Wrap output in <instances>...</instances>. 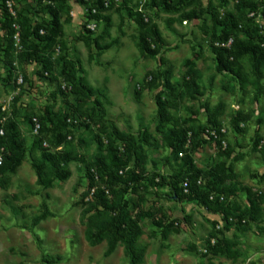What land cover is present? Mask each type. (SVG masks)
I'll return each mask as SVG.
<instances>
[{"label":"rangeland","instance_id":"1","mask_svg":"<svg viewBox=\"0 0 264 264\" xmlns=\"http://www.w3.org/2000/svg\"><path fill=\"white\" fill-rule=\"evenodd\" d=\"M10 1L13 9L27 15L32 23L48 16L41 10L44 4L38 6L36 0ZM236 2L186 0L178 11L168 13L161 7L149 6L148 0H132L145 20L151 17L158 28L159 52L155 56L136 47L141 29L127 14L123 0H110L107 5L104 14L109 15L110 25L105 27L102 22L96 31L101 33L97 45L92 39L88 44L83 39L88 34L83 6L75 10L79 15L75 13L73 19L68 11L63 12L62 36L52 48L51 56L65 53L66 58L79 65L87 82L97 90L95 96L100 105L93 103L95 96L79 102L77 96L70 94L69 87L58 76V67L52 71L55 80L49 79V74L39 76L38 67L20 61L15 54L17 50L12 55L14 69L9 76L0 52V104L6 106L8 114L13 109L18 136L25 149L18 166L0 172V264L128 263L122 244L106 254L104 241L96 243L86 237L82 212L91 196L86 195L85 166L96 151L92 135L98 129L96 121L102 116L109 126L132 134L141 143L145 162L137 171L173 176L180 159H172L157 129L158 93L167 95L169 101L167 108L172 120L166 124L168 127L191 125L198 132L189 156L202 170L215 168L222 179L220 183L232 187L228 203L247 205L248 195L261 197L262 202L254 222L233 219L225 228L222 214L208 211L198 200H175L168 196L167 188L156 190L138 184L126 194L132 214L137 204L146 213L139 223L142 232L136 241L138 264H264V64L252 72L248 61L243 59L239 80L216 70L210 47L209 36L219 29L213 15L232 11ZM249 16L248 26L264 46V16L261 11ZM237 37L244 41L248 35L240 32ZM191 69L199 94L190 93L182 83L183 73ZM151 75L154 79L148 81ZM165 76L172 90L165 88ZM17 77L22 78L21 82H17ZM136 89H140L138 95ZM205 105L216 109L221 125L219 134L213 127L211 135L199 131L209 127ZM46 110L51 111L53 118L67 114L75 121L68 125L66 142L54 150L70 149L83 155L85 162L70 161V173L65 180L49 175L46 180L49 182L40 184L31 165L32 159L40 155L39 137L29 119ZM88 112L93 113V121H88L86 128L79 123ZM236 112L246 117L237 123L238 129L233 123ZM145 133L148 137L143 141ZM55 138V133H45L40 139L41 147L54 146ZM255 139H258L256 147ZM129 166H133V158ZM44 211L47 216L32 225V218ZM158 220L163 225L172 223L165 238L162 227L154 224ZM218 240L226 241L234 255L227 256L224 247L215 254L205 252L207 243Z\"/></svg>","mask_w":264,"mask_h":264},{"label":"trees","instance_id":"2","mask_svg":"<svg viewBox=\"0 0 264 264\" xmlns=\"http://www.w3.org/2000/svg\"><path fill=\"white\" fill-rule=\"evenodd\" d=\"M42 1L36 0L37 4H41ZM66 1L48 0V3L44 4L41 9L47 13L48 18L32 23L27 15L17 12L13 9L14 7H12L13 14L7 4L8 0H0V28L4 31L0 52H2L8 65L7 72L9 76L14 69L12 55L16 50L15 54H17L20 61L35 63L38 67L37 73L39 76L43 77L46 76L45 74H49V79L55 80V77L52 76V71L54 67H58V76L65 82V87H69V93L77 96L80 102L82 98H93L97 90L87 82L82 68L66 58L65 53L55 58L51 56L52 48L62 36L61 18L63 12L65 14L67 11L69 12V6ZM77 1L86 9L84 13L85 23L94 19L96 22L101 20L100 28L102 22H104L105 27L110 25L109 15L104 14L107 10V5H110V0H106L108 2L106 6L103 4L104 0ZM123 2L127 14L136 21L141 29L135 41L136 47L149 56L157 55L159 52V43H157L159 31L157 26L153 23L151 17L148 16L146 17L147 20H145V16L141 11L135 9L132 5V0H123ZM185 4L186 0H148L149 6L161 7L168 13L178 11ZM91 8L96 9V14L91 13ZM258 11H261L264 16V0H237L232 11H224L222 14L213 15L215 25L219 29L218 31H212L209 37L217 71L226 72L242 80L241 61L243 59L248 61L252 72H256L264 64V46L257 40L258 35H256L255 31L248 26V23L251 22L250 13L253 12L254 15ZM149 22L151 23L150 26ZM14 24L18 25L19 28L16 29ZM17 30L20 49H17V46L14 45L13 35ZM40 30H43V33H40ZM87 32L88 34L83 37L85 42L88 44V40L92 39L97 45L101 38V33L88 29ZM240 32L247 33L248 37L246 40L241 41L237 37ZM89 35L95 36L90 38ZM229 39H231V42L226 46L225 44ZM153 79L154 75H151L148 81ZM163 82L166 89H173L167 76L164 77ZM182 83L188 88L190 93H200L198 85L193 78V69L183 73ZM140 89L135 90L137 95ZM61 93L65 97L68 96L62 90ZM155 102L158 118L157 129L160 137L170 149L172 159L176 161L178 158L180 159L177 164L178 169L173 176L168 177L155 171L150 175H146L142 171H137V168L142 167L145 162L141 143L132 134L120 131L112 124L109 126L102 116L96 121L98 129L92 135V140L96 143V151L88 165L85 166L87 179L86 195L90 193L91 196L86 201V207L82 212L86 223V237L96 243L104 241L106 243V254L112 253L118 244H122L128 258L127 264H138L140 259L136 241L142 232L139 223L146 213L137 204L134 205L136 206V211L132 214L129 201L126 198V194L138 184H147L156 190L162 187L167 188L169 191L168 196L175 200L184 198L198 200L208 211L222 214L225 219V228L232 224L233 219H244L245 223L254 222L257 219L262 202L261 197L248 195L247 205L239 206L228 203L227 196L233 193L232 187L220 183L222 179L215 168L202 170L192 162L189 156L191 145L196 141L195 137L198 135L196 129L191 125L178 128L168 127L166 124L172 119L167 108L169 103L167 95L158 93ZM93 103L100 105L97 96L94 97ZM205 109L207 110L209 127L207 125V127L199 129V131L205 130L206 133L210 134L209 132L213 131L212 129L214 128V131L219 134L221 125L216 117V109L208 105H205ZM12 114H8L7 110L1 111L0 104V128L3 129V135H0V147L3 148L2 152H0V172L18 166L25 152ZM3 117L5 119L1 122ZM92 119L93 113L88 112L85 114V120L80 122L79 125L88 128V121H93ZM243 119L245 120L246 117L240 112H236V116L233 119L235 128L238 129L237 123ZM37 120L39 122L37 146L40 147V155L31 161L36 179L40 184L49 180V175L65 180L70 173L68 169L70 161L85 162L83 155L74 153L70 149H62L61 147L59 152L54 150L55 147L60 146L61 142H66L65 136L69 133L68 125L73 124L75 121H71L67 114H63L61 118H53L49 110L44 111L42 115L37 117ZM29 123L31 126L33 125L30 119ZM47 132L55 133L54 146L41 147L40 139ZM147 137L148 135L145 133L141 140L146 141ZM217 141L219 146H221L220 140ZM257 144L258 139H255L254 147ZM179 152L181 153L180 157H178ZM223 152L227 153L225 150ZM132 158L133 166H129ZM198 180H200L199 183ZM46 182L48 183L49 181ZM184 182L186 183L185 186L183 185ZM184 188L187 191H184ZM46 214L47 211H44L34 216L31 220L32 225L37 224L47 216ZM154 224L162 227L161 234L163 238L167 236L169 226H172L171 222L163 225L161 220L154 221ZM227 245L228 243L224 240H218L213 244L207 243L205 252L215 254L224 247L226 255L231 257L234 253L228 250Z\"/></svg>","mask_w":264,"mask_h":264},{"label":"built area","instance_id":"3","mask_svg":"<svg viewBox=\"0 0 264 264\" xmlns=\"http://www.w3.org/2000/svg\"><path fill=\"white\" fill-rule=\"evenodd\" d=\"M7 4H8V6H9V8H10V11L14 14V12H13V10H12V4H11L10 2H8ZM103 4L106 6V5L108 4V2H107L106 0H104ZM83 8H84V7H83ZM84 9H85V8H84ZM84 12H86V9H85ZM91 13H92V14H96V9H95V8H91ZM250 15H253V12L250 13ZM100 21H101V20H99V21L96 22L94 19H91V20H89L88 22L85 23V27H86L88 30H90V31H94V32H96V31L100 28ZM14 27H15L16 29L19 28L18 25H16V24H14ZM39 32H40V33H43V30H40ZM13 38H14V45L17 46V49H20L18 30H17V31L15 32V34L13 35ZM230 42H231V39H229V40L226 42L225 45L228 46V45L230 44ZM31 63L35 64L34 62H31ZM21 80H22L21 77H17V82H21ZM6 110H7L6 106L2 104V105H1V111H6ZM4 119H5V117L1 118V122H2ZM32 123H33V125H32L33 130H34L35 132H37V130L39 129V122H38L37 118L33 117V118H32ZM211 132H213V131H211ZM0 135H3V129H2V128H0ZM222 142H223V144L225 145V142H224V141H222ZM2 150H3V148L0 147V152H2ZM180 154H181V153H180ZM0 163H1V153H0ZM199 182H200V180H198V183H199ZM183 185L185 186L186 183L184 182ZM184 191H187L186 188H184Z\"/></svg>","mask_w":264,"mask_h":264},{"label":"crops","instance_id":"4","mask_svg":"<svg viewBox=\"0 0 264 264\" xmlns=\"http://www.w3.org/2000/svg\"><path fill=\"white\" fill-rule=\"evenodd\" d=\"M76 1V2H75ZM8 2H10L11 3V1L10 0H8ZM37 3V2H36ZM45 3H48V0H43L42 1V3L41 4H38V6H42L43 4H45ZM12 4V3H11ZM66 4L69 6V15L70 16H72L71 17V19H73L74 18V14L76 13L77 15H79L76 11H78V9H80V7L82 6V4L80 3V2H78L77 0H67L66 1ZM12 7H13V5H12ZM76 10V11H75ZM46 13V12H45ZM83 17H85V15L83 14ZM0 18H1V11H0ZM29 18V17H28ZM47 18H48V16H47ZM46 18V19H47ZM30 19V18H29ZM33 23H35V22H33ZM4 33V31L2 30V28H0V34H3ZM0 36H2V35H0ZM29 65H31V66H34L35 64H33V63H28Z\"/></svg>","mask_w":264,"mask_h":264}]
</instances>
